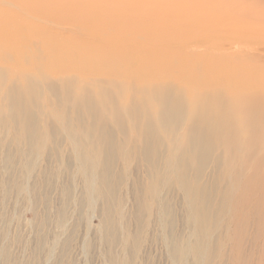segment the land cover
<instances>
[{
    "label": "rangeland",
    "instance_id": "rangeland-1",
    "mask_svg": "<svg viewBox=\"0 0 264 264\" xmlns=\"http://www.w3.org/2000/svg\"><path fill=\"white\" fill-rule=\"evenodd\" d=\"M0 11L36 28L15 3ZM26 42L31 63L17 70L2 56L26 55L0 42V264L264 260V191L246 181L256 150L231 159L209 102L194 113L191 97L148 98L158 83L67 71Z\"/></svg>",
    "mask_w": 264,
    "mask_h": 264
},
{
    "label": "bare ground",
    "instance_id": "bare-ground-1",
    "mask_svg": "<svg viewBox=\"0 0 264 264\" xmlns=\"http://www.w3.org/2000/svg\"><path fill=\"white\" fill-rule=\"evenodd\" d=\"M4 1L17 4L18 14L36 27L16 25L0 11V42L13 46L14 55H26L21 62L2 56L10 68H29L26 40L32 37L37 51L47 52L44 63L80 73L100 69L98 78L121 80L128 88L132 80L158 83L147 89L148 98L191 97L194 113L209 102L219 123L212 129L218 145L233 160L241 148L256 150L245 161L259 170L246 181L258 178L264 191V0ZM203 56L212 63L197 60ZM216 72L224 77L215 78ZM186 125L197 135L196 118L188 117Z\"/></svg>",
    "mask_w": 264,
    "mask_h": 264
}]
</instances>
